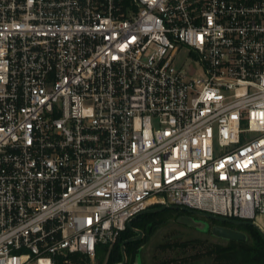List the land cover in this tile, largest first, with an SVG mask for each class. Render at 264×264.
Instances as JSON below:
<instances>
[{
  "label": "built area",
  "instance_id": "obj_1",
  "mask_svg": "<svg viewBox=\"0 0 264 264\" xmlns=\"http://www.w3.org/2000/svg\"><path fill=\"white\" fill-rule=\"evenodd\" d=\"M156 206L264 231V0H0V264Z\"/></svg>",
  "mask_w": 264,
  "mask_h": 264
},
{
  "label": "trees",
  "instance_id": "obj_2",
  "mask_svg": "<svg viewBox=\"0 0 264 264\" xmlns=\"http://www.w3.org/2000/svg\"><path fill=\"white\" fill-rule=\"evenodd\" d=\"M160 207L161 206H156L154 208ZM185 214L188 213L177 210H165L160 213L143 214L133 221L132 226L135 230L142 231L146 237L152 234L156 228L164 224L169 216L175 215L179 217ZM211 223L213 225H219L243 232L246 234L247 240H228L225 245L207 243L202 240H193L183 244L168 246V248L174 246L183 251H187L189 248L193 250L199 249V251H201L199 253L201 254L198 253L195 259L204 257L203 259H207L210 262L208 264H264V240L258 230L250 225L234 226L217 222ZM135 236H137V233L127 228V230L121 234L118 243L113 247L110 253H108V249L99 251L97 258L99 263L121 264L123 261L122 244ZM144 238L141 241H134L126 245V256L128 259H131L132 262H135L140 247L145 241ZM74 259L78 264H87L88 261L84 256H76Z\"/></svg>",
  "mask_w": 264,
  "mask_h": 264
},
{
  "label": "rangeland",
  "instance_id": "obj_3",
  "mask_svg": "<svg viewBox=\"0 0 264 264\" xmlns=\"http://www.w3.org/2000/svg\"><path fill=\"white\" fill-rule=\"evenodd\" d=\"M214 226L211 221L190 213L179 217L169 216L167 221L156 228L152 234L144 236L145 241L140 247L135 262L126 256V264H208L210 262L203 259L204 257L195 259L196 255L201 252L199 249L189 248L187 251H183L180 248L174 246V248H168V246L193 240L225 245L228 240L213 235ZM87 264L92 263L88 260ZM94 264L100 263L96 260Z\"/></svg>",
  "mask_w": 264,
  "mask_h": 264
},
{
  "label": "water",
  "instance_id": "obj_4",
  "mask_svg": "<svg viewBox=\"0 0 264 264\" xmlns=\"http://www.w3.org/2000/svg\"><path fill=\"white\" fill-rule=\"evenodd\" d=\"M165 210H177V211H184L186 213H190V214H194V215H198L201 216L211 222H217V223H221V224H230V225H234V226H241V225H250L252 227H254L256 230H258L261 234V237L264 240V231L255 223L252 222H242V221H237V220H231V219H227V218H223V217H219V216H214L211 214H207V213H203V212H199V211H194L188 208H181L178 206H162L160 208H152L149 209L145 212H143L141 215L143 214H154V213H160L163 212ZM140 216V215H139ZM138 216V217H139ZM137 218V217H136ZM134 218L132 221H130L127 225V228L135 231L137 233V236L132 237L128 240H126L125 242H123L122 244V255H123V262L121 264H126L127 263V257H126V245L134 242V241H141L144 238V233L142 231L139 230H135L133 228V221L136 219ZM212 233L214 236L218 237V238H223L225 240H233V241H245L247 239L246 234L234 229H230L227 227H223V226H219V225H215Z\"/></svg>",
  "mask_w": 264,
  "mask_h": 264
}]
</instances>
